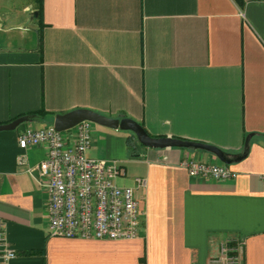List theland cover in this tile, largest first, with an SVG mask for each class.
<instances>
[{
  "label": "crops",
  "instance_id": "1",
  "mask_svg": "<svg viewBox=\"0 0 264 264\" xmlns=\"http://www.w3.org/2000/svg\"><path fill=\"white\" fill-rule=\"evenodd\" d=\"M41 4V15L36 9ZM87 107L129 116L153 135L245 155L234 178L191 176L186 157L214 153L151 147L130 130L92 125L88 154L117 160L143 229L134 238L49 235L46 189L35 164L46 146L17 144L25 127ZM0 219L15 255L6 264H207L228 237L242 264H264V0H0ZM22 161H18V156Z\"/></svg>",
  "mask_w": 264,
  "mask_h": 264
},
{
  "label": "built area",
  "instance_id": "2",
  "mask_svg": "<svg viewBox=\"0 0 264 264\" xmlns=\"http://www.w3.org/2000/svg\"><path fill=\"white\" fill-rule=\"evenodd\" d=\"M92 125L83 119L72 127L59 130L52 122L25 127L17 136L20 147L43 143L46 156L34 166L37 181L46 189L47 230L49 235L92 238H134L143 229V211L135 196L136 188L147 185L142 175L134 184H120L124 167L115 159L91 156ZM18 161L23 157L18 156ZM191 176L229 179L238 171L229 163L186 157L180 161ZM264 186V172L262 174ZM15 255L4 238L0 219V264ZM207 264H242V241L223 239L219 251L209 256Z\"/></svg>",
  "mask_w": 264,
  "mask_h": 264
},
{
  "label": "water",
  "instance_id": "3",
  "mask_svg": "<svg viewBox=\"0 0 264 264\" xmlns=\"http://www.w3.org/2000/svg\"><path fill=\"white\" fill-rule=\"evenodd\" d=\"M32 116L27 114L17 115L10 120L5 122H0L1 129H11L14 128L18 123L22 121L31 120ZM88 119L90 121L106 125L113 128H120L123 130H130L139 141V143L145 146L151 147H168V146H178L186 148H199L203 150L210 151L215 154V156L226 163H231L232 161L241 159L248 148V142L251 134H247L245 138V148L241 154H229L225 152L220 147L210 144L207 142L192 140L188 138H182L178 136L166 135H153L150 134L145 127L134 118L129 116H110L99 112L97 110L87 108V107H76L64 112H57L54 114L52 123L59 129H67L72 127L77 122Z\"/></svg>",
  "mask_w": 264,
  "mask_h": 264
},
{
  "label": "trees",
  "instance_id": "4",
  "mask_svg": "<svg viewBox=\"0 0 264 264\" xmlns=\"http://www.w3.org/2000/svg\"><path fill=\"white\" fill-rule=\"evenodd\" d=\"M240 4H242V2H243V0H237ZM41 9H42V6H41V4H40V6L39 7H37V9H36V13H37V16H40L41 15ZM45 113H47V110H45L44 108H40V109H35V110H30V111H27V112H25V113H23V114H27V115H30V116H32V117H42L43 116V114H45ZM18 115H20V114H18ZM13 118V117H12ZM11 119V118H10ZM9 119V120H10ZM143 126H144V124L143 123H141ZM145 127V126H144ZM146 129V128H145ZM247 134L248 133H245V138H246V136H247ZM135 138V135L133 134V133H129L128 135H127V137H126V140H127V144H128V147H129V149H130V151L132 152V153H134V147L132 146V141H133V139Z\"/></svg>",
  "mask_w": 264,
  "mask_h": 264
},
{
  "label": "rangeland",
  "instance_id": "5",
  "mask_svg": "<svg viewBox=\"0 0 264 264\" xmlns=\"http://www.w3.org/2000/svg\"><path fill=\"white\" fill-rule=\"evenodd\" d=\"M94 124H99V123H96V122H93L91 121V125H94ZM136 138V137H135ZM137 140V139H136Z\"/></svg>",
  "mask_w": 264,
  "mask_h": 264
}]
</instances>
